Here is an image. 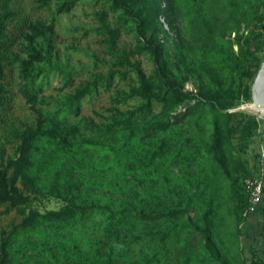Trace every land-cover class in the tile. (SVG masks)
Wrapping results in <instances>:
<instances>
[{
	"label": "rangeland",
	"instance_id": "374dc122",
	"mask_svg": "<svg viewBox=\"0 0 264 264\" xmlns=\"http://www.w3.org/2000/svg\"><path fill=\"white\" fill-rule=\"evenodd\" d=\"M167 3L172 5V24L162 17L155 22L154 36L152 31L144 36L136 23L123 22L106 0H78L71 11L62 13H57L55 2L40 7L35 0H15L17 15L9 30L16 40L25 22L41 18L49 23L56 16L55 49L52 63L43 65L49 76L38 107L53 109L81 80L116 68V56L102 42L99 12H104L105 21L119 28V50H131L141 67L152 73L156 59L148 41L162 44L185 88L214 94L220 117H230L233 131L231 143L210 151L215 118L194 111L152 141L133 137L118 149L84 142L82 135L70 137L72 144L65 146L41 139L31 155V170L43 190L34 204L42 212L55 210L66 203V196L77 194L78 202L109 209L84 210L63 221L45 219L33 229H20L12 241L10 264H222L209 255L204 238L187 226L190 217L202 226L210 224L215 250L231 264H250L254 249L264 256V202L245 220L237 213L234 195V184H241L236 171L241 161L264 178V116L251 107L252 91L250 98L238 96L240 72L233 69L246 38L264 57V0H165L163 6ZM13 48L18 51L17 45ZM61 68L74 70L71 85H65ZM133 79L134 70L128 78L117 75L111 90L85 97L81 115L102 122L115 87H128ZM4 80L10 98L0 121V163L15 154V132L36 121L19 90V67L9 63ZM139 102L132 99L129 104ZM194 102L184 101L176 112ZM160 109L157 105L155 112ZM78 119L70 116L69 122ZM127 207L121 219L117 212ZM179 207L186 212L176 218L143 221L136 213ZM21 219L16 208L0 204V230Z\"/></svg>",
	"mask_w": 264,
	"mask_h": 264
},
{
	"label": "trees",
	"instance_id": "16d2710c",
	"mask_svg": "<svg viewBox=\"0 0 264 264\" xmlns=\"http://www.w3.org/2000/svg\"><path fill=\"white\" fill-rule=\"evenodd\" d=\"M40 7L50 6L55 2L57 13L69 12L78 0H35ZM111 7L119 12L120 19L126 23H136L140 33L146 36L150 31L154 36L155 22L162 17L172 24V5L165 0H106ZM15 0H0V121H3L10 89L5 82V69L7 65L14 64L19 67V90L26 98L28 104L36 113L35 123L23 124V128L15 132L17 146L15 154L0 163V204H8L9 208H16L22 216L19 223H12L7 229L0 230V264H10L12 259L11 246L14 236L20 229H33L43 220L63 221L76 217L84 210L109 209L105 204L78 202L77 194L66 196V203L59 209L42 212L34 203L35 197L43 194L38 177L32 172V152L35 143L43 138L54 139L62 146L72 144V138L82 135V140L90 144H108L115 149L118 145L129 143L133 137L152 141L162 130L174 123L182 121L194 111L209 112L214 118V137L210 151H221L225 143H231L233 127L230 117H220L221 108L217 104L214 94L204 88L198 92L188 90L184 86L183 78L179 77L170 67L164 56V46H156L148 41V47L156 59V70L147 73L138 59H134L131 50H119L116 39L119 35L118 27H111L106 21L104 12H99L102 24L100 30L109 52L116 56L114 67L106 74L94 73L80 81L74 89L65 94L53 109L38 107L37 101L45 87V79L49 72L43 65L51 64L55 49L54 31L56 16L51 22L41 18L25 22L19 40L9 30L11 21L17 15L14 8ZM151 40H153L151 38ZM251 39L246 38L241 51L236 55L233 69L240 72L238 96L251 97L252 84L255 75L261 67L264 57L251 49ZM17 45L18 51L13 48ZM264 52V50L260 51ZM23 55V57H21ZM134 59V60H133ZM122 67V68H119ZM124 68V69H123ZM65 85L73 83L74 70L61 68ZM131 70L136 71L137 79L128 83V87L116 86L111 96L112 105L107 108L109 114L104 116L100 123L89 120L81 115L82 101L85 97H94L101 89L111 90L117 75L128 78ZM138 99L137 105H130V100ZM194 99L188 104L186 110L176 112L178 107L186 100ZM46 101V97H42ZM161 109L155 112V107ZM79 117L75 122H69V117ZM84 126V127H83ZM85 129L88 130L85 131ZM72 137V138H70ZM164 141L160 143L163 147ZM156 153V151H154ZM239 184H234L236 208L239 216L249 204V194L246 192L242 179L255 174L248 170L241 161L236 166ZM264 202V201H263ZM260 208V206H259ZM259 208L256 212H258ZM128 207L117 212L123 219L128 214ZM186 212L183 208H172L161 213H149L138 210L136 213L143 221L155 220L162 217L176 218ZM256 212L245 220L249 219ZM193 231L199 233L205 241V248L213 259L222 264H231L222 257L213 246V234L210 224L202 226L192 217L187 224ZM149 261H147V264ZM250 264H264V256L260 250L254 249Z\"/></svg>",
	"mask_w": 264,
	"mask_h": 264
},
{
	"label": "built area",
	"instance_id": "2783aa9c",
	"mask_svg": "<svg viewBox=\"0 0 264 264\" xmlns=\"http://www.w3.org/2000/svg\"><path fill=\"white\" fill-rule=\"evenodd\" d=\"M246 192L249 194V204L243 212L245 218L257 211L264 201V178L261 174L246 176L242 179Z\"/></svg>",
	"mask_w": 264,
	"mask_h": 264
},
{
	"label": "bare ground",
	"instance_id": "6f19581e",
	"mask_svg": "<svg viewBox=\"0 0 264 264\" xmlns=\"http://www.w3.org/2000/svg\"><path fill=\"white\" fill-rule=\"evenodd\" d=\"M263 64L264 61L254 77L255 80L252 84L253 101L251 104L252 109L262 116H264V69L260 74L259 71L261 70Z\"/></svg>",
	"mask_w": 264,
	"mask_h": 264
},
{
	"label": "water",
	"instance_id": "95a60500",
	"mask_svg": "<svg viewBox=\"0 0 264 264\" xmlns=\"http://www.w3.org/2000/svg\"><path fill=\"white\" fill-rule=\"evenodd\" d=\"M263 69H264V64H263L261 70L259 71V74L262 72Z\"/></svg>",
	"mask_w": 264,
	"mask_h": 264
}]
</instances>
